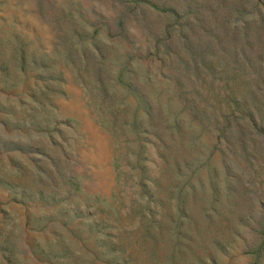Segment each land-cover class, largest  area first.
<instances>
[{
	"label": "rangeland",
	"instance_id": "1",
	"mask_svg": "<svg viewBox=\"0 0 264 264\" xmlns=\"http://www.w3.org/2000/svg\"><path fill=\"white\" fill-rule=\"evenodd\" d=\"M259 47L264 0H0V264H264Z\"/></svg>",
	"mask_w": 264,
	"mask_h": 264
},
{
	"label": "crops",
	"instance_id": "2",
	"mask_svg": "<svg viewBox=\"0 0 264 264\" xmlns=\"http://www.w3.org/2000/svg\"><path fill=\"white\" fill-rule=\"evenodd\" d=\"M259 15H263L262 12L259 13ZM253 55L257 56V66L262 67L261 61H264V54L260 51V47L258 48L257 51L253 50Z\"/></svg>",
	"mask_w": 264,
	"mask_h": 264
}]
</instances>
